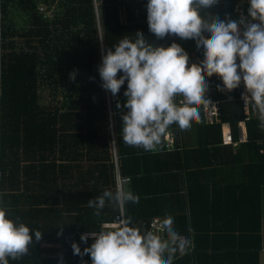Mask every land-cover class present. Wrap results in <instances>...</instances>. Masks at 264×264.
Listing matches in <instances>:
<instances>
[{
  "label": "trees",
  "instance_id": "16d2710c",
  "mask_svg": "<svg viewBox=\"0 0 264 264\" xmlns=\"http://www.w3.org/2000/svg\"><path fill=\"white\" fill-rule=\"evenodd\" d=\"M147 2L103 0L98 15L94 0H2L4 15L14 7L26 16L30 28L24 37L40 46L37 52L6 53L2 42L0 202L12 219L18 217L33 234L39 230L43 235L39 242L33 236L29 254L9 258V264H61V257L62 264H91L90 255H75L72 244L78 243L82 251L90 247L94 241L83 243L81 234L100 231L118 212L106 205L97 217L88 206L105 189L116 190L118 175L130 178L126 189L140 198L125 206L133 226L149 230L152 217L168 214L175 230L192 241L188 254L177 255L174 264H260L264 130L255 113H245L241 88L231 93L216 90L221 123L208 124L200 109L201 122L186 130L198 135L196 149L179 148L184 130L175 124L168 131L175 138L172 148L165 140L156 152L125 144L118 108L113 136L98 71L102 48L114 51L125 35L134 40L142 31L157 46L176 42L197 49L193 39H157L150 33ZM236 3L220 0L208 11L221 19H237ZM45 4L53 10L52 17L39 10ZM65 71L70 98L63 101ZM73 71L78 72L75 80L70 78ZM126 88L127 82L117 96L121 104ZM52 90L55 106L47 97ZM243 120L247 140L239 142L238 124ZM224 122L232 127L236 147L224 145Z\"/></svg>",
  "mask_w": 264,
  "mask_h": 264
},
{
  "label": "clouds",
  "instance_id": "9594fccd",
  "mask_svg": "<svg viewBox=\"0 0 264 264\" xmlns=\"http://www.w3.org/2000/svg\"><path fill=\"white\" fill-rule=\"evenodd\" d=\"M219 3L148 0L146 5L149 32L157 39L172 35L195 40L203 52L200 63L190 64L189 54L180 44L157 46L142 31L135 33L134 40L125 35L114 45V51L102 48L98 67L101 87L116 97L127 82L126 100L117 103L122 119L120 136L125 144L156 152L172 125L183 131L190 130L194 122L200 123L201 107L213 104L207 95L206 77L214 75L222 80V86L217 85L220 92L231 93L244 85L241 99L245 113H255L264 130V0H248L247 15L241 13L238 19L230 15L221 19L208 11ZM77 74L73 71L70 78L75 80ZM139 199L117 184L115 191L105 189L89 200L88 206L99 217L106 205L123 210ZM153 229L142 231L133 226L131 217H121L99 232L82 234L83 243L90 238L94 242L83 251L74 242L73 253L90 255L91 264H174L177 255L188 254L192 241L175 230L172 216L166 214ZM158 233H165L167 238ZM33 236L36 242L43 238L39 230L33 234L18 217L12 219L0 202V264L28 255Z\"/></svg>",
  "mask_w": 264,
  "mask_h": 264
},
{
  "label": "built area",
  "instance_id": "2783aa9c",
  "mask_svg": "<svg viewBox=\"0 0 264 264\" xmlns=\"http://www.w3.org/2000/svg\"><path fill=\"white\" fill-rule=\"evenodd\" d=\"M103 0H94V4L96 7V11L99 15L100 13V7L102 6ZM249 7L248 0H237L236 7H235V13L237 16V19L239 18L240 14L243 13L247 15V9ZM1 8V7H0ZM39 10L43 12L44 17H52L54 12L51 9H47L45 5H42L39 7ZM0 20H1V10H0ZM102 42L104 43V40L102 38ZM185 51L189 54L190 57V64L191 63H200L203 60V52L200 49H195V50H187ZM122 75V73H121ZM4 72H3V48H2V43H1V28H0V82L3 80ZM209 83V92H208V97L209 99L213 102V104H210L206 109L204 107H201L203 116L205 118V121L208 124H217L221 123L222 120H220L221 116V101L215 99V93L217 90V85H219L222 80L218 76H213L211 78L206 77ZM241 94L245 91L244 85L241 84ZM1 92V91H0ZM105 95L107 99V105H108V112H109V117L111 124L113 126V136H114V128H115V119L118 115L116 108H117V96L113 97L110 91L105 90ZM243 102V101H242ZM249 112V111H248ZM247 112V113H248ZM248 119V118H247ZM229 125L228 127L226 126L227 124ZM226 124V125H225ZM239 127H240V132H241V137L239 139V142H244L247 139V135L245 133V120L239 122ZM226 126L225 132L223 131V142L224 145H230V144H235L234 136H233V131L232 127L229 122H224L223 123V128ZM167 143V147H171L172 141L170 140V137L167 136L165 139ZM2 178V172L0 171V179ZM130 181L129 177H122L118 175L117 177V184L121 185L123 188L127 185V183ZM262 219H263V228H264V186L262 188ZM121 217H127L126 216V211L125 208L123 210L119 209V212L109 221H106V223L103 224L104 227H108L112 223L116 222L119 220ZM161 217L154 216L151 218L149 221V230H154L153 229V224H156L158 226L159 220H161ZM99 232V231H97ZM86 233V232H84ZM82 233V234H84ZM93 233V232H90ZM81 234V235H82ZM161 235L163 238H167L165 233H158ZM89 240H92L91 238ZM263 252H264V247H263Z\"/></svg>",
  "mask_w": 264,
  "mask_h": 264
},
{
  "label": "crops",
  "instance_id": "0c3cea01",
  "mask_svg": "<svg viewBox=\"0 0 264 264\" xmlns=\"http://www.w3.org/2000/svg\"><path fill=\"white\" fill-rule=\"evenodd\" d=\"M0 3H1L0 10L2 17L0 20L1 43L3 42L4 51L6 53L23 52V51L32 52V50H34L35 52H37L38 50L40 51V46L36 43V40L35 43L32 44L31 42L27 41L26 37H24V33L26 32L25 30L30 28L28 24L25 25L26 16H24L23 13H20L14 7L10 8L8 16L6 14L4 15L2 0H0ZM11 19L13 20L12 24L11 22L9 23ZM3 30L5 34L4 37H3ZM167 136L170 137V140L172 141V145H171L172 148V146L175 145V138L170 134H168ZM199 144H200V140L195 131L184 130L180 134L179 144H178L179 148H182L183 146H187L188 149H196L199 146ZM193 170H198V169H193ZM203 177L204 176H202L201 180L204 179ZM209 178L213 179L212 175L209 176ZM263 236H264V228H263Z\"/></svg>",
  "mask_w": 264,
  "mask_h": 264
},
{
  "label": "rangeland",
  "instance_id": "374dc122",
  "mask_svg": "<svg viewBox=\"0 0 264 264\" xmlns=\"http://www.w3.org/2000/svg\"><path fill=\"white\" fill-rule=\"evenodd\" d=\"M45 6H46V4H45ZM53 8V7H52ZM100 10H101V7H100ZM99 15H100V13H99ZM67 71H65V73L63 74V84H62V86H61V89H60V94L62 95L61 97H62V100L64 101V100H66V99H69L70 98V91H69V89H68V85H69V82H68V76H67V73H66ZM48 101H49V103H50V105H52V106H55V105H57V100L55 99L56 97L54 96V90H52V91H49V93H48ZM60 97V96H59ZM117 103H118V97H117ZM249 113V112H248ZM217 124H219V123H217ZM227 124V123H226ZM225 124V125H226ZM227 127L229 126L228 124L226 125ZM226 126H224V128H223V131L225 132V130H226ZM244 128H245V133H246V135H247V130H246V124L244 125ZM115 130H114V138H115ZM247 140V139H246ZM245 142V141H244ZM231 146H233V147H236L237 145H238V143H235V144H230ZM230 145H228V146H230ZM130 182V181H129ZM128 182V183H129ZM127 183V184H128ZM125 189H126V186L124 187ZM125 211H126V208H125ZM118 212H119V210H118ZM117 212V213H118ZM116 213V214H117ZM115 214V215H116ZM114 215V216H115ZM126 216H127V214H126ZM105 223H106V221H105ZM104 224V223H103ZM103 226V225H102ZM97 232V231H96ZM260 264H264V253H262L261 254V260H260Z\"/></svg>",
  "mask_w": 264,
  "mask_h": 264
}]
</instances>
